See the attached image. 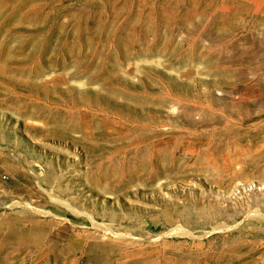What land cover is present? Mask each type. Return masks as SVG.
<instances>
[{
	"label": "rangeland",
	"instance_id": "rangeland-1",
	"mask_svg": "<svg viewBox=\"0 0 264 264\" xmlns=\"http://www.w3.org/2000/svg\"><path fill=\"white\" fill-rule=\"evenodd\" d=\"M255 210L264 0H0V264H264Z\"/></svg>",
	"mask_w": 264,
	"mask_h": 264
},
{
	"label": "bare ground",
	"instance_id": "bare-ground-1",
	"mask_svg": "<svg viewBox=\"0 0 264 264\" xmlns=\"http://www.w3.org/2000/svg\"><path fill=\"white\" fill-rule=\"evenodd\" d=\"M15 155V154H14ZM23 162V161H22ZM22 171H20L19 172V176L22 178V179H25L26 180V183H30L29 181H28V177H27V175H26V173L24 172V171H27L28 173H30V175H32V177L33 178H35V180H36V183L38 184V186L43 190V191H46L45 189L46 188H44L42 185H41V182H40V179L35 175V173L32 171V170H30L29 168H24V170L23 169H21ZM29 175V174H28ZM45 179V178H44ZM46 182V181H45ZM46 184V183H45ZM239 184V183H238ZM34 186H35V184H34ZM52 191H53V189H52ZM229 193V192H228ZM223 194V193H222ZM226 194V193H225ZM47 195V194H46ZM48 195H49V197L53 200V201H55V202H58V203H60V204H62L65 208H67V209H69L73 214H75V215H84V216H86L87 217V219H89L90 221H91V223H92V226L95 228V229H97V231H101L102 233H104V234H110L112 231H110L109 229H105L104 228V226H102V225H100V224H98L97 222H96V220H94L95 218L93 217V216H91L90 214H87V213H85V212H81V211H79V210H77L76 208H74V205H72L71 203H69V202H67V201H64V200H62V199H59V198H57V197H55V196H53L50 192H48ZM233 195V194H232ZM225 196V195H224ZM225 199H227V198H225ZM231 199V198H230ZM67 200V199H66ZM223 204H225V203H223ZM61 205V206H62ZM83 208V207H82ZM85 209V208H84ZM69 212V211H68ZM71 213V214H72ZM92 213V212H91ZM51 214V213H50ZM53 214V213H52ZM179 214V213H178ZM181 214V213H180ZM79 217V216H78ZM53 218V217H52ZM182 218V217H181ZM183 218H185V216L183 217ZM191 218V217H190ZM254 218H259V219H262V220H264V214L260 211V210H255V212H251V213H248V215L245 217V219H244V221H246L247 219H254ZM66 220H68V219H66ZM171 220V219H170ZM175 221V220H178L176 217H174L173 219H172V221ZM191 220H192V218H191ZM261 220V221H262ZM70 222V221H69ZM193 222V221H192ZM263 222V221H262ZM72 223V222H71ZM218 223V222H217ZM216 223V224H217ZM224 223V222H223ZM249 223V222H248ZM264 223V222H263ZM102 224V223H101ZM106 224V223H105ZM207 224V223H206ZM214 224V223H213ZM240 224V223H239ZM238 224V225H239ZM116 225V224H115ZM179 225L180 226H178L176 229L175 228H173V229H171L170 231V233L168 234L169 236H181V237H185V236H195L194 235V231H192L190 228H189V226H192V224H190V225H188L187 223H185V225H183L182 223H179ZM215 225V224H214ZM213 225V226H214ZM237 225V226H238ZM68 226V225H67ZM74 226V225H73ZM73 226H72V228H73ZM119 225L117 224V227H118ZM212 226V225H211ZM237 226H235V227H237ZM82 227V226H81ZM194 227V226H193ZM215 227V226H214ZM248 227V226H247ZM90 228V227H89ZM88 228V229H89ZM213 228V227H212ZM238 228V227H237ZM231 229H233V226L231 225H228V224H220V223H218V227H216L215 228V230L216 231H222L221 233H223V231H228V230H231ZM196 230V229H195ZM237 230V229H236ZM121 231V230H120ZM85 232V231H84ZM95 232V231H94ZM196 232V231H195ZM200 232V231H199ZM206 232H208V231H206ZM229 232V231H228ZM81 234V233H80ZM85 235H86V233H84ZM98 234V233H97ZM200 234V233H199ZM112 235H116L117 237H120L121 235H119V234H117V233H114L113 232V234ZM167 235V236H168ZM197 235V234H196ZM201 235V234H200ZM203 236V235H202ZM207 236H209V234H207ZM97 237V236H96ZM112 237V236H111ZM110 237V238H111ZM122 237V236H121ZM165 236H162V237H159L158 239H161V238H164ZM198 238H199V235H198ZM103 239V238H102ZM164 239H166V238H164ZM205 239V238H204ZM203 239V240H204ZM109 240V239H108ZM114 240H116V239H114ZM114 240H112V241H114ZM145 240V239H144ZM146 240H148V239H146ZM88 241H90V240H88ZM160 241V240H159ZM198 241V240H197ZM119 242V241H118ZM142 242H143V240H142ZM149 242V241H148ZM200 242V241H199ZM132 243V242H131ZM145 243V242H144ZM151 243V242H150ZM139 244V243H138ZM148 244V243H147ZM140 245H141V242H140ZM146 245V244H145ZM169 245V244H168ZM132 246V245H131ZM138 246V245H137ZM135 247V246H134ZM143 246L141 245V248H142ZM165 247V246H164ZM167 247V246H166ZM146 248V247H145ZM144 248V249H145ZM168 248V247H167ZM134 250V249H133ZM214 252V251H213ZM144 253V252H143ZM216 253V252H215ZM217 253H219V252H217ZM135 254V253H134ZM133 254V255H134ZM208 254V253H207ZM210 254H212L211 253V250H210ZM220 254H222V253H220ZM211 256V255H210ZM231 256V255H230ZM219 257H221V256H219ZM222 257H224V256H222ZM161 259V258H160ZM210 259V258H209ZM214 259V258H213ZM212 259V260H213ZM161 261H163V259L161 260ZM165 261L166 260H164V263H165ZM219 261V260H218ZM217 262V261H216ZM170 263V262H169ZM201 263V262H200ZM157 264V263H156ZM170 264H173V263H170ZM216 264V263H215Z\"/></svg>",
	"mask_w": 264,
	"mask_h": 264
}]
</instances>
